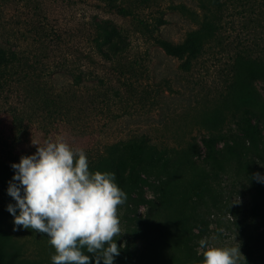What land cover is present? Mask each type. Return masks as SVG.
Here are the masks:
<instances>
[{
  "label": "rangeland",
  "instance_id": "obj_1",
  "mask_svg": "<svg viewBox=\"0 0 264 264\" xmlns=\"http://www.w3.org/2000/svg\"><path fill=\"white\" fill-rule=\"evenodd\" d=\"M117 6L132 15L117 14ZM95 21L126 30L128 53L114 61L94 55ZM204 21L215 33L190 66L156 43H181ZM0 47L40 61L34 89L48 86L58 96L47 106L26 79H0V161L11 170L8 180L13 163L57 137L83 149L90 164L108 146L143 136L162 154L148 185L119 207L124 234L114 264H202L197 250L205 238L218 247L237 241L241 264H264V183L253 179L264 176V81L245 77L227 95L236 57L264 61L262 0H0ZM81 72L75 83L70 73ZM246 115L258 130L255 144L241 131ZM202 137L214 138L223 168L204 160ZM131 166L126 156L123 179ZM9 204L13 198L0 193V261L52 264L49 237L14 230Z\"/></svg>",
  "mask_w": 264,
  "mask_h": 264
},
{
  "label": "clouds",
  "instance_id": "obj_2",
  "mask_svg": "<svg viewBox=\"0 0 264 264\" xmlns=\"http://www.w3.org/2000/svg\"><path fill=\"white\" fill-rule=\"evenodd\" d=\"M11 167L15 174L8 194L15 204L7 210L14 217V230L46 234L56 253L52 264H114L122 249L116 241L124 234L119 207L127 200L114 173L90 171L84 150L62 137L37 145L34 154L21 156ZM253 179L264 183L260 173ZM234 203H240L239 197ZM197 252L202 264L246 262L237 241L218 247L201 239Z\"/></svg>",
  "mask_w": 264,
  "mask_h": 264
},
{
  "label": "trees",
  "instance_id": "obj_3",
  "mask_svg": "<svg viewBox=\"0 0 264 264\" xmlns=\"http://www.w3.org/2000/svg\"><path fill=\"white\" fill-rule=\"evenodd\" d=\"M262 1L264 2V0ZM115 10L117 14L123 17L132 15L128 8L122 6L115 7ZM214 33L215 26L212 22L204 21L199 29L189 32L181 43L174 44L160 39L156 40V43L165 54L169 56L177 58L183 56L186 57L184 65L187 67L202 54L205 44L210 38H212ZM46 37H48V35ZM89 42L94 55L106 61H114L118 58L117 56L128 53L131 45L126 30L119 29L102 21H95L92 24ZM37 43H39V46L43 47L44 43L42 39ZM44 49L46 50L45 46L43 47V50ZM38 65H41V62L33 60L26 52L16 50L15 48L11 50L0 47V79L9 76L11 77L12 75L16 76L19 80L26 79V81L33 86L32 91L42 98L44 104L50 106L52 103H56V99L58 98V96L54 97L53 94L49 93L50 87L41 84L43 87H36V89H34L36 83L39 84L40 82L39 75L35 74L38 70ZM129 67L132 69V66ZM231 71L232 80L227 88L228 96H232L234 92H236L237 86L245 77L252 76L264 81V61L246 60L242 57H236ZM82 75V72L80 76L70 73V76L75 83L82 81ZM236 107L239 108L238 104ZM245 111L249 113V110ZM247 119L248 116L246 115L244 118L245 123L241 131L245 137L249 138L252 144H255L258 130H255L252 123ZM213 139V137H202L201 139V143L205 148L206 153L204 160L208 161L214 167L223 168L221 151L215 147ZM230 151L231 149H229L228 152ZM161 154L160 151H156V147L149 144L143 136H140L139 139L131 138L108 146L103 154L99 155L89 164V169L93 172H111V169H113V172L111 173L115 174V182L126 192L127 197H131L132 194L134 195L138 193V190L140 191L142 186L148 185L147 178L150 169ZM126 156L131 159L132 166L128 170L125 179H123L122 165ZM0 165L5 167L0 171V193L8 194L10 180L6 178L5 172L11 170L1 161ZM105 166L106 168L103 170V167ZM177 219L178 217H174L171 222L178 226L176 223ZM182 232L183 231H180L179 234L181 236L183 234L184 236L186 232ZM261 242L264 243V239ZM249 255L252 256L251 251H249ZM192 257H195V254L190 255L189 252L186 253L187 259H191ZM0 264L4 263L0 261ZM5 264L10 263L6 262Z\"/></svg>",
  "mask_w": 264,
  "mask_h": 264
}]
</instances>
